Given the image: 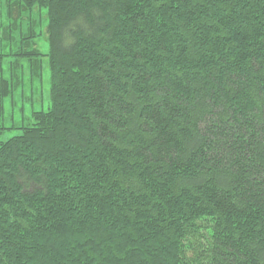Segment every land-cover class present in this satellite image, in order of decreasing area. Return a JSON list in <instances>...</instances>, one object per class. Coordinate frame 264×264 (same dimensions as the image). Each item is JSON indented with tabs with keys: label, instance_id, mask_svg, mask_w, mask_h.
<instances>
[{
	"label": "trees",
	"instance_id": "obj_1",
	"mask_svg": "<svg viewBox=\"0 0 264 264\" xmlns=\"http://www.w3.org/2000/svg\"><path fill=\"white\" fill-rule=\"evenodd\" d=\"M34 9L46 55L32 19L14 35ZM0 16V137L21 131L0 141V264H264V0H2ZM16 40L14 60L47 58L50 107L7 128Z\"/></svg>",
	"mask_w": 264,
	"mask_h": 264
},
{
	"label": "rangeland",
	"instance_id": "obj_2",
	"mask_svg": "<svg viewBox=\"0 0 264 264\" xmlns=\"http://www.w3.org/2000/svg\"><path fill=\"white\" fill-rule=\"evenodd\" d=\"M1 1L2 0H0V2ZM37 11V9H34L32 18L27 14L24 15L22 23L19 24V29L16 27L18 30L14 35L18 37L20 33H26V27L30 26L29 22L31 21L30 19H32L35 37L31 40V47L36 49L39 55H46L48 52L47 15L44 11L36 14ZM1 20H3L2 16H0V22ZM17 41L18 40L14 42L12 48L8 43H5L6 47L2 46L4 54H9V57L5 59L3 65L5 77L8 78L10 73H12L9 70L10 67H14L15 70L19 64L24 65L25 71L23 74L25 79L23 87L14 93L15 97L11 102L10 99L5 100L4 126L7 128L12 126L20 127L31 125L32 111H46L50 107L49 67L47 58L40 56L37 58L39 61L36 60L31 62H26L25 60L20 59L14 60L10 53L16 49ZM32 63L33 65H31ZM30 68L31 72L34 73L32 76L33 79L31 80H29L28 75V73H30ZM37 74H40V76H36ZM20 133L21 131L16 129L7 130L0 137V141H5L13 136L19 135Z\"/></svg>",
	"mask_w": 264,
	"mask_h": 264
}]
</instances>
